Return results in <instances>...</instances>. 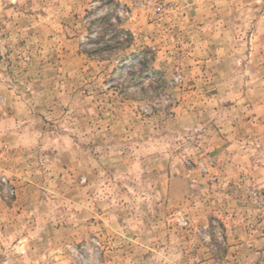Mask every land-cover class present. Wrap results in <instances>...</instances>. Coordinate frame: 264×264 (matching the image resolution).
Masks as SVG:
<instances>
[{
    "label": "rangeland",
    "instance_id": "374dc122",
    "mask_svg": "<svg viewBox=\"0 0 264 264\" xmlns=\"http://www.w3.org/2000/svg\"><path fill=\"white\" fill-rule=\"evenodd\" d=\"M0 264H264V0H0Z\"/></svg>",
    "mask_w": 264,
    "mask_h": 264
}]
</instances>
